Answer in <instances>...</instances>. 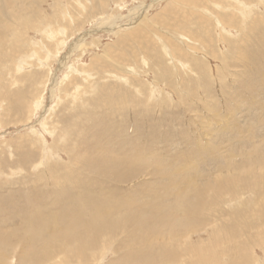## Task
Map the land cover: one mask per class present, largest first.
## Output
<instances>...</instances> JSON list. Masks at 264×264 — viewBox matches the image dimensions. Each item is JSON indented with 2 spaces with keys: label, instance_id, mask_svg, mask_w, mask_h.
I'll use <instances>...</instances> for the list:
<instances>
[{
  "label": "rangeland",
  "instance_id": "rangeland-1",
  "mask_svg": "<svg viewBox=\"0 0 264 264\" xmlns=\"http://www.w3.org/2000/svg\"><path fill=\"white\" fill-rule=\"evenodd\" d=\"M103 151L138 167L110 184L89 169ZM261 161L264 0H0V229L13 241L73 184L83 201H142L163 193L167 170L187 182L198 215L190 234L177 226L165 246L179 255L165 264H264V225H251L264 193L241 206L227 190L247 195ZM116 232L97 247L93 232L44 238L32 255L19 244L0 264H130V235Z\"/></svg>",
  "mask_w": 264,
  "mask_h": 264
},
{
  "label": "bare ground",
  "instance_id": "bare-ground-1",
  "mask_svg": "<svg viewBox=\"0 0 264 264\" xmlns=\"http://www.w3.org/2000/svg\"><path fill=\"white\" fill-rule=\"evenodd\" d=\"M45 32L46 31H44V33ZM51 34H52V32L50 33V35ZM60 44H61V41H60ZM49 55H50V53H49ZM64 60L67 63V61L70 60V57L67 56ZM44 62L46 64L47 61L44 60ZM55 83L57 84V82H55ZM52 84H53V82H52ZM54 87H55V85H54ZM42 103L43 102L41 101V104ZM33 110H34V108H33ZM132 150H137V148L134 146V148ZM100 153H101V156L98 155L99 157L95 156L94 158L89 160L90 162L93 163L91 168H89V169L93 170V172H91V173H93L94 175L95 174L97 176L99 175V177H97V178H100V179H102V178L111 179L112 178V179H114V180H111V182L107 181L110 184L113 182H116V181L119 183L120 181L126 179V176L129 177V174H126L127 169L124 170V168L126 166L138 167L137 163L133 162L128 157L122 158V157L115 156L116 158H113L112 157L113 155L111 153L105 154L104 151L100 152ZM137 156L138 155L135 153V158ZM71 159L75 160V163H79L82 161V156L80 155V156H73L72 157V154H71ZM251 162H252V159L250 161H247V159H246V161L244 162L243 165H239V166H237L238 168H235V169L240 170L244 166L249 168ZM231 164H232V162H231ZM262 164H264V161L262 162ZM262 164H260V165H262ZM87 165H89V164H87ZM231 166L236 167V165H234V164H232ZM216 168H218V167H216ZM139 169H141V168H139ZM251 169H250V171H247L248 172L247 174H250L256 170V169H252V170ZM159 170L160 169L156 170L155 172L157 173V171H159ZM221 171H222V167H221ZM136 172L138 173L139 171H136ZM161 172H163V176H165V175L168 176V177L165 176L168 179L166 180V183L164 184V187L161 190V192H163V193L157 194V192H155V194L149 195L146 199H143L142 201H132V200L117 201L115 199L114 200L113 199H111V200L105 199V200L99 201L100 197H94V195L92 193L88 194L87 199L83 201L81 199V196L79 197V195H77V193H74V191L76 190L75 185L74 184L71 185L72 189H70L69 192H73L74 194H69V192H68L67 200H66V202H63V206L57 207V209L58 208L59 209L55 212H52L47 217L46 216L45 217H39L38 219H35L34 222H31V220H29L30 222L28 224V227L33 228L31 231V234H34V235L32 237H31V234L28 235V236H30V238H28V239L24 238L25 236L23 235V236H19V237L17 236L16 239H14V241H13L12 236L13 237L16 236V232L13 231V229L9 230V231L5 230L7 227H5L4 221H3L1 224L3 226V228L0 229V254H1L0 255V263L1 262L4 263L6 259L8 260V258H5L4 253L7 254L8 251H10V250H12V248H14L13 246H17L19 244H21V246L24 247L25 249L29 250L31 252V255H32L33 249L35 248L37 241L41 242V240L44 238H50V237L51 238H53V237L57 238V239H53V241L56 243L60 242V240H66V239L67 240L81 241L83 239L82 237L85 238L86 236H88V235H85L86 233L91 234L93 232L92 233L93 239L91 240L90 243H91V245H95V247H97L99 242H100L98 240L100 237H102L106 232L108 234H111V236L113 235L115 237L117 235L116 230L120 231V232H124V233L128 232V234L130 235V236H127L126 241L122 244V246L130 247V246H127V244L129 243V244H131V246L133 245L135 248V249H133V251L130 250V252H128L126 254L127 257H125L127 261L129 260V258L133 261L132 263H130L128 261L130 264H165V262L168 259L170 261H175L179 254H177L176 251L175 252L173 250H172L173 252L170 251L168 249V247H166L165 245L169 246L170 242H174V239H171V237L174 238L175 236H178L179 232L177 230V226L180 224V222L186 223L187 234H190L191 233V230H190L191 226L195 223V218H196V215H198V214H196L193 211L195 207H193L191 202H190V196L191 195L189 194L190 193L189 186H188V188H184V190L188 189L187 194L184 193L183 191H181V189H182L181 186L187 182H185V181L183 182L182 180H180L179 176H175V175L172 176L170 174V172H168L167 170H164V171L160 170V174H161ZM212 172L215 173L214 171H212ZM263 173H264V171H263ZM191 174H192V172H191ZM191 174H190V176H191ZM203 174L204 173H202V175ZM212 176H213V174L211 175V177ZM221 177H222V175H221ZM251 177H255V175H251L249 177V179ZM207 179H209V178H207ZM71 180L72 179L70 178L69 181H71ZM257 181H258L257 183L250 185V187L248 189L249 190L248 194L244 195V196H243V190L239 191V192H235V193H233V190L230 187H227V190H229L230 193L234 197H236V198L241 197L239 199V201L236 203L238 205L242 206V204L245 202V200L247 198L250 199L252 196H254L256 194L264 193V175H262ZM49 182L51 184L53 183L55 185L56 184L59 185V181H57V180L53 181V182H51V181H49ZM74 183H77V181ZM191 189H192V186L190 187V190ZM87 190H90V188H87ZM63 192H65V190ZM181 192L184 194V196H182L180 194ZM98 193L100 194V192H98ZM66 195L67 194L65 193V196ZM92 195L94 198H92ZM58 197H60V198H58ZM60 199L61 200L65 199L64 195H62V193H59L57 196V203L58 204H59V201H61ZM34 200H35V198H34ZM106 200L108 202H106ZM3 201L4 200L0 201L1 204L3 203ZM111 201H113L114 203L111 205L110 204L108 205V203ZM195 202L197 204L203 203L204 200L202 202V196L199 195L196 198ZM40 205H41V203H39V206ZM23 216H25V215H23ZM27 217H26V219H27ZM192 217H193V222H192ZM29 218L33 220L32 217H29ZM175 219H176V222H175ZM253 220H254V222H252L251 225L252 224L257 225V226L258 225L259 226L264 225V210L261 211L259 214H257V216ZM34 225L43 226L44 228L43 229H41V228L37 229ZM9 227H11V226H9ZM26 228L27 227H25V232H28V234H29L30 232ZM50 229H52V230H50ZM224 230L225 229H222V231H224ZM1 231H3V232L1 233ZM8 232L10 233V235ZM47 232H49L50 235H48ZM118 234H120V233H118ZM4 235H6V236H4ZM39 238H40V240H38ZM89 238H90V236H89ZM24 239H26V240L23 241ZM82 251H80L79 254H81ZM51 252H47L44 255H49V254H51ZM74 253H76V251ZM84 253H86V252H84ZM237 254H239V253H237ZM81 257H85V256H83V254H82ZM22 258L19 260L20 262H21ZM37 258L34 257V262L37 260V263H38L39 258L38 259ZM234 259L236 260V257ZM10 264H12V263H10ZM117 264H122V262H118ZM125 264H126V262H125Z\"/></svg>",
  "mask_w": 264,
  "mask_h": 264
}]
</instances>
